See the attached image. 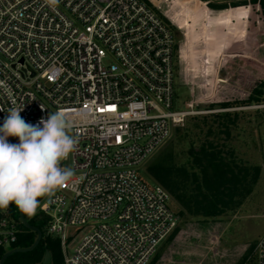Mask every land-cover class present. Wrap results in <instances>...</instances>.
<instances>
[{
	"label": "built area",
	"instance_id": "2783aa9c",
	"mask_svg": "<svg viewBox=\"0 0 264 264\" xmlns=\"http://www.w3.org/2000/svg\"><path fill=\"white\" fill-rule=\"evenodd\" d=\"M176 45L145 0H0V125L22 105L30 124L56 111L74 122L72 181L37 209L62 264H149L179 216L139 168L186 117L243 108L176 109ZM4 212L0 260L17 241ZM252 256L264 264V234Z\"/></svg>",
	"mask_w": 264,
	"mask_h": 264
},
{
	"label": "rangeland",
	"instance_id": "374dc122",
	"mask_svg": "<svg viewBox=\"0 0 264 264\" xmlns=\"http://www.w3.org/2000/svg\"><path fill=\"white\" fill-rule=\"evenodd\" d=\"M149 1L177 29L176 109H189L187 104L192 103L193 110L205 111L211 103L245 99L251 89L264 80V24L258 6L215 10L207 3L238 0ZM250 8L251 18L247 21ZM249 54L254 55L253 61L244 57ZM252 106L238 110L241 111L239 126L228 141L235 149L238 162L250 166L256 175L250 193L238 206L217 219L179 217L181 230L172 242L159 245L160 257L156 264H237L245 254L248 259L244 264H256L252 249L264 234V109ZM208 114L190 115L175 128L191 124V116ZM196 133L185 139L182 130L174 129L167 141L139 168L141 176L150 184H158L151 181L147 167L171 148L179 153L187 150L193 144L191 141L198 145L200 137ZM8 139L19 142L18 137ZM64 165L70 168L71 158L64 161Z\"/></svg>",
	"mask_w": 264,
	"mask_h": 264
},
{
	"label": "trees",
	"instance_id": "16d2710c",
	"mask_svg": "<svg viewBox=\"0 0 264 264\" xmlns=\"http://www.w3.org/2000/svg\"><path fill=\"white\" fill-rule=\"evenodd\" d=\"M145 1L170 25L176 34L177 29L169 23L159 9L154 7L149 0ZM207 5L215 10L259 5L264 24V0H238L230 3L209 2ZM247 13V21H250L251 8L247 9ZM254 21H257V19L254 18ZM178 52L179 44L177 43V55ZM244 57L249 58L250 61L255 59L253 54ZM262 103H264V80L257 83L245 99L211 103L207 109H229ZM240 112L238 110H228L211 112L202 116H191L193 121L191 124L189 123L184 128L177 127L175 130H182L185 139H188L194 131L197 132L196 135L200 137L199 144L195 145L191 141L193 144L190 143L191 145L187 150L183 149L179 153H175L171 148L157 157L147 167V173L151 181L158 183L168 191L171 196L170 206L182 219H217L238 206L241 199L250 193L253 184L256 182V175L252 173V168L238 162L234 147L228 143L232 139V131L239 126ZM201 135H204V137L202 138ZM8 141L15 143L10 139ZM43 198H40V202ZM4 213L13 219L17 225V241L13 244V248L32 246L37 234L22 224L18 208L14 204H10ZM25 216L31 225L42 231V239L34 250L15 253L6 259L5 264H40L46 252H49L51 256L50 264H62L60 239L59 237L46 235L47 219L43 218L39 212H36L34 216ZM180 230V225H177L162 243L172 242ZM158 251L149 264L157 263L160 257ZM247 259L248 257L245 254L237 264H244Z\"/></svg>",
	"mask_w": 264,
	"mask_h": 264
},
{
	"label": "clouds",
	"instance_id": "9594fccd",
	"mask_svg": "<svg viewBox=\"0 0 264 264\" xmlns=\"http://www.w3.org/2000/svg\"><path fill=\"white\" fill-rule=\"evenodd\" d=\"M46 2L54 7L60 0ZM23 108H11L0 125V209L15 204L21 213L34 216L40 198L72 181L73 170L61 162L75 151L78 141L71 134L74 122L63 111L30 124L20 115ZM8 137H18L19 142L10 143Z\"/></svg>",
	"mask_w": 264,
	"mask_h": 264
},
{
	"label": "water",
	"instance_id": "95a60500",
	"mask_svg": "<svg viewBox=\"0 0 264 264\" xmlns=\"http://www.w3.org/2000/svg\"><path fill=\"white\" fill-rule=\"evenodd\" d=\"M3 210L4 209H0V212ZM19 214H20V220H21L22 224L26 228H28L29 230L35 232L37 234V238H36L35 242L33 243V245L28 247V248H15V249H12V250L8 251L7 253H5L0 260V264H5L6 259L15 253H25V252H30V251L34 250L38 246V244L40 243V241L42 239V231L39 228L31 225L28 221V218L23 213H21L19 211ZM50 262H51L50 253L46 252L44 259L40 264H50Z\"/></svg>",
	"mask_w": 264,
	"mask_h": 264
}]
</instances>
